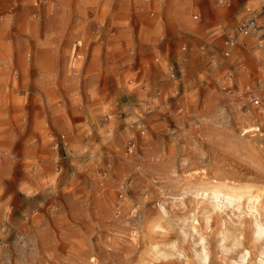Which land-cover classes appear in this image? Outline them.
Returning <instances> with one entry per match:
<instances>
[{
    "label": "rangeland",
    "instance_id": "obj_1",
    "mask_svg": "<svg viewBox=\"0 0 264 264\" xmlns=\"http://www.w3.org/2000/svg\"><path fill=\"white\" fill-rule=\"evenodd\" d=\"M259 222L264 0H0V264H264Z\"/></svg>",
    "mask_w": 264,
    "mask_h": 264
},
{
    "label": "bare ground",
    "instance_id": "obj_2",
    "mask_svg": "<svg viewBox=\"0 0 264 264\" xmlns=\"http://www.w3.org/2000/svg\"><path fill=\"white\" fill-rule=\"evenodd\" d=\"M248 129H250V128H248ZM253 129V128H252ZM256 129V128H255ZM245 131H247V130H245ZM205 192V191H204ZM211 193H212V191H210ZM216 192V191H215ZM218 192H221V194H222V197H220L221 199L218 201L217 200V202L215 203L216 204V206H218V208H221V209H224V208H228V206H230L231 207V205H233L232 203H234V201H235V199H236V193L235 192H233L232 190H229V189H227V190H225V191H218ZM214 194V193H213ZM219 194V193H218ZM238 196H240V195H238ZM211 197V196H210ZM253 197V196H252ZM259 197V196H258ZM208 198V197H207ZM255 199V198H254ZM259 199V201H260V198H258ZM215 200V199H214ZM213 200V201H214ZM249 200V199H248ZM240 201V200H239ZM252 201V200H251ZM254 201V200H253ZM255 201H258L257 199L255 200ZM258 201V202H259ZM236 202L237 201H235V204H236ZM250 203H252V202H250ZM254 203V202H253ZM231 204V205H230ZM259 204V203H258ZM237 205H239V204H236L235 206H237ZM234 206V207H235ZM251 207H249V209L250 208H252L251 209V211H254L258 216H260L261 217V211L260 210H262V209H260V207H258V205L256 204H251L250 205ZM261 206V205H260ZM229 207V208H230ZM233 207V206H232ZM231 207V208H232ZM238 207V206H237ZM228 208V209H229ZM236 208V207H235ZM239 208V207H238ZM237 208V209H238ZM234 209V208H233ZM220 210V209H219ZM218 211V210H217ZM231 213H232V211H231ZM237 214V213H236ZM240 215V214H239ZM251 215V214H250ZM253 218V217H252ZM240 219V218H239ZM256 220H257V218H256ZM255 220V221H256ZM254 221V220H253ZM254 221V222H255ZM252 223V222H251ZM253 224V223H252ZM258 226L256 227V231L255 232H257V234H258V236L259 235H261V234H264V224L263 223H261V222H259L258 224H257ZM254 229V228H253ZM256 234V233H255ZM254 235V234H253ZM256 236V235H255ZM254 236V237H255ZM256 238V237H255ZM254 239V238H253ZM256 240V239H255ZM257 242V241H256ZM202 245V244H201ZM203 247V246H202ZM202 250V249H201ZM246 255V254H245ZM244 255V256H245ZM207 256V255H206ZM261 256V255H260ZM244 258V257H243ZM207 260H208V258H206ZM205 259V260H206ZM204 262V261H203ZM204 264V263H203Z\"/></svg>",
    "mask_w": 264,
    "mask_h": 264
},
{
    "label": "built area",
    "instance_id": "obj_3",
    "mask_svg": "<svg viewBox=\"0 0 264 264\" xmlns=\"http://www.w3.org/2000/svg\"><path fill=\"white\" fill-rule=\"evenodd\" d=\"M222 2V0H220ZM197 16H195L196 18ZM256 27V23L255 20L250 18L247 20H243L238 24L237 30L239 32V34L242 35H248L250 32H252L253 30H255ZM235 40L232 38H228L225 40V51L224 54L225 55H229L231 48H233L235 46Z\"/></svg>",
    "mask_w": 264,
    "mask_h": 264
}]
</instances>
